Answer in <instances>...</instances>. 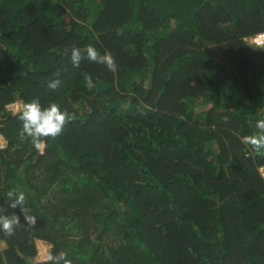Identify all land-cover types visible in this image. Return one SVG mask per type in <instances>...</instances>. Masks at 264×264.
I'll return each mask as SVG.
<instances>
[{
  "label": "trees",
  "instance_id": "obj_1",
  "mask_svg": "<svg viewBox=\"0 0 264 264\" xmlns=\"http://www.w3.org/2000/svg\"><path fill=\"white\" fill-rule=\"evenodd\" d=\"M260 31L264 0H0V215L21 219L0 264H52L38 238L71 264H264V148L241 142L264 120ZM88 45L117 71L73 67ZM17 99L75 119L41 154Z\"/></svg>",
  "mask_w": 264,
  "mask_h": 264
},
{
  "label": "clouds",
  "instance_id": "obj_2",
  "mask_svg": "<svg viewBox=\"0 0 264 264\" xmlns=\"http://www.w3.org/2000/svg\"><path fill=\"white\" fill-rule=\"evenodd\" d=\"M84 59L104 64L109 71H117V64L113 55L110 52L101 54L92 45H88L83 51L79 48L72 49L71 62L73 67H79L81 61ZM55 75L59 77V73ZM88 79L91 82V77H88ZM61 83L62 81L57 78L50 81L47 87L55 91L60 87ZM18 119L22 122V128L19 133L20 138L22 140L31 138L33 147L43 154L45 139L49 137L56 138L61 135L66 125L75 119V115L70 113L66 108L62 110L57 103H51L49 106L43 107L38 99H33L23 105L22 111L18 114ZM256 127L261 130V134L244 136L241 138V142L245 145H250L254 151L258 152L264 148V120L257 121ZM7 197L12 201L8 207L16 209L19 206L24 220L30 225L36 224L35 217L29 215V209L25 207L26 195L24 192H17L13 189L7 193ZM4 211L5 209L0 206V212ZM20 222V216L16 213L12 215H0V230L8 236H11L14 234L15 228L19 226ZM49 259L52 264H61V261H63V264H71L63 252L51 256Z\"/></svg>",
  "mask_w": 264,
  "mask_h": 264
},
{
  "label": "built area",
  "instance_id": "obj_3",
  "mask_svg": "<svg viewBox=\"0 0 264 264\" xmlns=\"http://www.w3.org/2000/svg\"><path fill=\"white\" fill-rule=\"evenodd\" d=\"M249 41L257 48L258 47L264 48V31H260L253 34L252 36L249 37ZM23 105H24L23 101L21 99H17L9 103L7 107L11 109L13 112H17L23 108ZM261 170L264 173L263 168H261ZM37 240H36L37 251L35 256L33 257L35 258L34 260L35 261L50 260L49 258L52 256L51 250L53 247V243L48 240L45 241L40 240L39 243L37 244Z\"/></svg>",
  "mask_w": 264,
  "mask_h": 264
},
{
  "label": "rangeland",
  "instance_id": "obj_4",
  "mask_svg": "<svg viewBox=\"0 0 264 264\" xmlns=\"http://www.w3.org/2000/svg\"><path fill=\"white\" fill-rule=\"evenodd\" d=\"M6 142H7V140L3 137L2 134H0V146H5L6 145ZM40 240L45 241L44 239L38 238L37 244L39 243ZM1 244H2V246H4L5 245V242L2 240L1 241ZM33 259H35V258H33Z\"/></svg>",
  "mask_w": 264,
  "mask_h": 264
}]
</instances>
